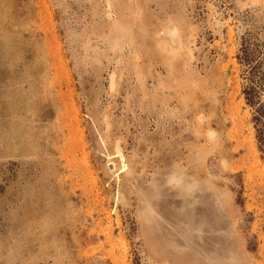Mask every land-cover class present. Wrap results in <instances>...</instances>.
<instances>
[{"label":"rangeland","instance_id":"374dc122","mask_svg":"<svg viewBox=\"0 0 264 264\" xmlns=\"http://www.w3.org/2000/svg\"><path fill=\"white\" fill-rule=\"evenodd\" d=\"M243 47L264 0H0V264H264Z\"/></svg>","mask_w":264,"mask_h":264},{"label":"trees","instance_id":"16d2710c","mask_svg":"<svg viewBox=\"0 0 264 264\" xmlns=\"http://www.w3.org/2000/svg\"><path fill=\"white\" fill-rule=\"evenodd\" d=\"M248 47H243L242 57L243 63L249 65L246 85L243 89L246 104L252 111V122L255 128L256 140L259 150L264 160V100L263 87L264 79L260 74L261 63L251 65Z\"/></svg>","mask_w":264,"mask_h":264}]
</instances>
